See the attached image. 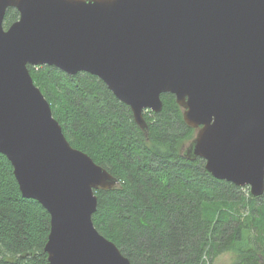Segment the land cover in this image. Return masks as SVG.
Instances as JSON below:
<instances>
[{"label": "water", "instance_id": "95a60500", "mask_svg": "<svg viewBox=\"0 0 264 264\" xmlns=\"http://www.w3.org/2000/svg\"><path fill=\"white\" fill-rule=\"evenodd\" d=\"M28 65L96 76L144 132L173 94L195 130L181 154L264 194V0H0V153L50 216L46 264H132L92 222L117 178L69 144Z\"/></svg>", "mask_w": 264, "mask_h": 264}, {"label": "trees", "instance_id": "16d2710c", "mask_svg": "<svg viewBox=\"0 0 264 264\" xmlns=\"http://www.w3.org/2000/svg\"><path fill=\"white\" fill-rule=\"evenodd\" d=\"M18 17L8 8L4 28ZM28 69L69 144L117 178L114 188L95 191L92 222L132 264H205V257L211 264L227 251L237 255L233 264H264V194L245 198L243 187L214 178L203 159L180 153L195 130L173 94L161 95L159 112H143L144 132L96 76ZM49 230L48 212L22 195L0 153V264H46Z\"/></svg>", "mask_w": 264, "mask_h": 264}, {"label": "rangeland", "instance_id": "374dc122", "mask_svg": "<svg viewBox=\"0 0 264 264\" xmlns=\"http://www.w3.org/2000/svg\"><path fill=\"white\" fill-rule=\"evenodd\" d=\"M190 141V140H189ZM189 141H185L181 144L180 146V153H182L183 148L185 147V145H187V143ZM244 189H241L242 194H244L245 198H247V194H248V186H244ZM244 214V213H243ZM248 214V213H247ZM237 259V255L235 253H233L232 251H227V252H223L220 255H218L217 257H215L213 259V262L211 264H233V262ZM205 264H209L208 263V258L205 257Z\"/></svg>", "mask_w": 264, "mask_h": 264}]
</instances>
